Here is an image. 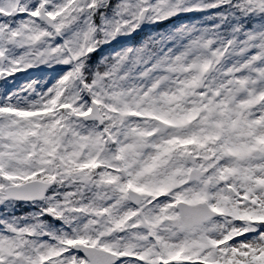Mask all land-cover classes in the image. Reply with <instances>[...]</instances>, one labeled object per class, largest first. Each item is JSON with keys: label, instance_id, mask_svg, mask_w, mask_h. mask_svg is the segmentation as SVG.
<instances>
[{"label": "snow or ice", "instance_id": "obj_1", "mask_svg": "<svg viewBox=\"0 0 264 264\" xmlns=\"http://www.w3.org/2000/svg\"><path fill=\"white\" fill-rule=\"evenodd\" d=\"M0 264H264V0H0Z\"/></svg>", "mask_w": 264, "mask_h": 264}]
</instances>
